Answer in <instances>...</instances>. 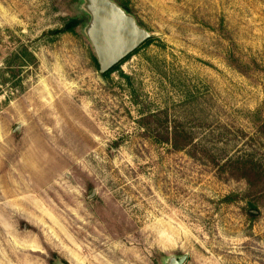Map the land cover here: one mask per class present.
Wrapping results in <instances>:
<instances>
[{
  "label": "rangeland",
  "instance_id": "1",
  "mask_svg": "<svg viewBox=\"0 0 264 264\" xmlns=\"http://www.w3.org/2000/svg\"><path fill=\"white\" fill-rule=\"evenodd\" d=\"M116 1L153 36L104 77L90 16L49 33L86 0H0V264H264V183L220 169L264 168V0Z\"/></svg>",
  "mask_w": 264,
  "mask_h": 264
},
{
  "label": "water",
  "instance_id": "2",
  "mask_svg": "<svg viewBox=\"0 0 264 264\" xmlns=\"http://www.w3.org/2000/svg\"><path fill=\"white\" fill-rule=\"evenodd\" d=\"M86 10L90 16L87 34L101 73L112 69L153 36L114 0H86ZM187 258L188 253L171 254L163 258L162 264H184Z\"/></svg>",
  "mask_w": 264,
  "mask_h": 264
},
{
  "label": "trees",
  "instance_id": "3",
  "mask_svg": "<svg viewBox=\"0 0 264 264\" xmlns=\"http://www.w3.org/2000/svg\"><path fill=\"white\" fill-rule=\"evenodd\" d=\"M55 3L66 5L67 7H70V9H74L76 5L78 6V0H55ZM118 4L127 13H131V9L129 8L127 3L118 2ZM88 19H89V14L86 12L69 15L63 18L62 26L60 28L51 30L49 31V33L57 36L68 32H74L78 27H80L83 24H86ZM94 61L96 65L99 67L97 57L94 58ZM231 63L240 72L243 73L247 72V68L241 63L240 59L237 56L232 55ZM7 65L12 67V62H8ZM117 68H118V64L109 71L101 74L104 77H106ZM10 72L12 73V76L15 77L16 71L11 68ZM141 123L142 126L146 128L147 134L153 133L155 131L154 132L155 137L157 138L159 137L161 142L170 145L171 149H173L174 151H183L189 148L195 149L198 146V144L194 140V137L189 131H187L180 124L177 123L170 125L168 118L165 116L161 120V122H159V119L157 118L156 114H149L142 118ZM154 123H157L155 127L153 126ZM258 125L260 130L264 127L263 124H258ZM208 155H209L208 158L212 161V163L219 165L216 162L215 157L213 155L210 154ZM261 168H262L261 165L257 162H254L251 158L247 160L244 158L228 159L220 166L221 170L229 171V173L234 177L245 179L250 189H254L258 185L264 183V173H263L264 168L262 169L263 170L262 172H261ZM249 215L252 217H256V214L253 211H249ZM54 256L58 258L56 254H54Z\"/></svg>",
  "mask_w": 264,
  "mask_h": 264
}]
</instances>
